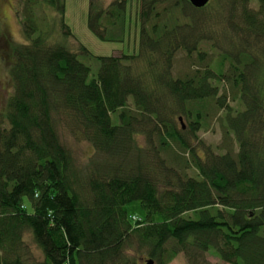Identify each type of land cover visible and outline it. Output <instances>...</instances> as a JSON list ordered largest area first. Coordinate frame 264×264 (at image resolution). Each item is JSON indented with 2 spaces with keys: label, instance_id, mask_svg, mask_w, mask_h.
Wrapping results in <instances>:
<instances>
[{
  "label": "trees",
  "instance_id": "trees-1",
  "mask_svg": "<svg viewBox=\"0 0 264 264\" xmlns=\"http://www.w3.org/2000/svg\"><path fill=\"white\" fill-rule=\"evenodd\" d=\"M136 1L90 0L95 36L139 43L95 75L65 0H20L23 44L0 32V264H264V0ZM219 112L229 142L201 155L190 135ZM63 131L92 145L85 166Z\"/></svg>",
  "mask_w": 264,
  "mask_h": 264
},
{
  "label": "rangeland",
  "instance_id": "rangeland-1",
  "mask_svg": "<svg viewBox=\"0 0 264 264\" xmlns=\"http://www.w3.org/2000/svg\"><path fill=\"white\" fill-rule=\"evenodd\" d=\"M113 0H104L105 5H109ZM133 5L136 4V0H132ZM66 3V12H65V22L71 28L74 38H70L67 41V45L70 48L79 49L80 45H84L91 53V55L79 54L80 60L88 64L92 68V74L95 75L99 69V62L95 56H120L124 53H138L139 43L132 41L129 43L125 42H105L100 40L94 33L91 32L88 26V14H89V5L90 0H65ZM20 4V0H0V32H7L12 42H18L19 44L25 43L24 29L23 25L21 28V16L17 14L16 7ZM139 7V6H138ZM54 10L49 9L48 16L49 27L56 31L55 38L62 40V31L61 24L58 20L57 14H53ZM39 15L41 18L45 16V11L40 9ZM44 15V16H42ZM133 16V15H132ZM46 17V18H45ZM45 23L48 21L47 16H45ZM42 23V24H43ZM59 30V31H58ZM61 37H60V36ZM132 37H134L132 35ZM136 40V39H135ZM9 70L7 65L0 57V102L7 97L9 94L7 91L11 89V84L8 82ZM227 105L231 106L235 110H242L243 105L239 100L233 101L232 97L227 99ZM223 112H219L218 115H215L211 120L208 129H203L198 133L200 138L201 145L194 141L190 135L191 144L195 147L197 153L203 154L202 143L204 145H211L213 148L218 145L224 146L226 144L224 131L222 125L219 121ZM182 123L185 126V129L188 128L189 121L186 118H183L182 121L178 122V126L181 128ZM63 142L73 149L80 165H86L89 162V158L95 154V151L87 142H78L72 136L67 134V132H61ZM231 142H235L234 136L231 134L229 136ZM138 141L141 145L144 144L143 138L138 137ZM235 148L237 147L236 143L234 144ZM225 147V146H224ZM221 152V150H220ZM225 152V151H224ZM190 174L195 175V171L191 170ZM264 232V228L262 229ZM207 260L209 264H227L223 262L215 253L207 254ZM142 264H146V261H143ZM169 264H188L187 259L183 253H180L172 262Z\"/></svg>",
  "mask_w": 264,
  "mask_h": 264
},
{
  "label": "water",
  "instance_id": "water-1",
  "mask_svg": "<svg viewBox=\"0 0 264 264\" xmlns=\"http://www.w3.org/2000/svg\"><path fill=\"white\" fill-rule=\"evenodd\" d=\"M190 3L196 8H203L210 3L211 0H189ZM146 264H156L153 259L146 261Z\"/></svg>",
  "mask_w": 264,
  "mask_h": 264
},
{
  "label": "built area",
  "instance_id": "built-area-1",
  "mask_svg": "<svg viewBox=\"0 0 264 264\" xmlns=\"http://www.w3.org/2000/svg\"><path fill=\"white\" fill-rule=\"evenodd\" d=\"M134 220H136V219L134 218Z\"/></svg>",
  "mask_w": 264,
  "mask_h": 264
}]
</instances>
